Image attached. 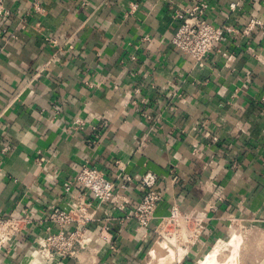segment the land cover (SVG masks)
I'll list each match as a JSON object with an SVG mask.
<instances>
[{"label": "crops", "instance_id": "obj_1", "mask_svg": "<svg viewBox=\"0 0 264 264\" xmlns=\"http://www.w3.org/2000/svg\"><path fill=\"white\" fill-rule=\"evenodd\" d=\"M2 1L0 215L34 221L0 244V264H37L45 211L82 196L116 248L101 240L60 264H163L151 251L166 241L173 264H203L235 235L237 264H264V0ZM199 1L234 29L203 66L172 43L175 12ZM117 160L133 178L126 209L70 184L84 164L116 180ZM147 172L163 199L143 238L131 215ZM174 202L186 214L215 205L195 243L154 238Z\"/></svg>", "mask_w": 264, "mask_h": 264}, {"label": "built area", "instance_id": "obj_2", "mask_svg": "<svg viewBox=\"0 0 264 264\" xmlns=\"http://www.w3.org/2000/svg\"><path fill=\"white\" fill-rule=\"evenodd\" d=\"M33 7L35 10H43L42 0H33ZM207 7L205 2H194L190 6L178 9L174 14L178 27L172 43L184 55L193 57L200 66L204 65L210 52L226 41L227 35L234 31L233 27L226 23L214 24L207 20L205 17ZM236 7V3L231 4V10L234 11ZM9 14L10 11L0 0V15ZM255 24H258V21L252 20L250 23L252 27ZM77 121L79 124L82 123L80 119ZM5 150H8V147ZM116 163L120 168L116 180L97 167L84 164L70 184L85 188L100 205L109 204L113 209H126L129 199L123 192L129 188L133 178L125 172V166L120 161L117 160ZM176 178L173 177V180ZM157 182L158 176L152 172H147L140 178V184L146 187L147 191L133 209L131 217L137 223L138 229L143 230V238L148 236L147 230L156 218L157 207L163 199L161 193L154 189ZM66 189H70V186ZM215 210V205L208 204L198 214H186L181 211L179 204L174 202L171 204L169 214L159 217L154 238L159 241L171 240L177 245L195 243L204 229V221L209 220V213ZM43 220L49 221L50 226L46 229V235L38 237L34 242V256L39 263L60 264L64 259L77 256L80 250L92 247L101 240L106 241L112 249L116 248L109 221L99 230L91 226L96 220L95 210L85 196L66 208L53 205L45 211ZM33 221L34 217L29 211L8 216L0 215V244L20 235Z\"/></svg>", "mask_w": 264, "mask_h": 264}, {"label": "bare ground", "instance_id": "obj_3", "mask_svg": "<svg viewBox=\"0 0 264 264\" xmlns=\"http://www.w3.org/2000/svg\"><path fill=\"white\" fill-rule=\"evenodd\" d=\"M239 236L235 235L233 238H231L232 239L231 241L226 242V243L219 242L217 245L214 246L213 250H211L206 255V257L203 259L202 263L203 264H223L222 262L218 261V254L220 253V251L223 248L225 249L230 245L233 246V250H232L231 257H229L227 260H229V261L231 259H232V261H234V259L236 260L237 249H238V244H239ZM179 247H180V245H179ZM151 255L154 257V259H156V261L157 260H162V261L165 260V261H163L164 262L163 264H173V247L171 244H168L167 241L165 243H163V242L156 243L155 246H153V249L151 251ZM226 262H228V261H226Z\"/></svg>", "mask_w": 264, "mask_h": 264}, {"label": "rangeland", "instance_id": "obj_4", "mask_svg": "<svg viewBox=\"0 0 264 264\" xmlns=\"http://www.w3.org/2000/svg\"><path fill=\"white\" fill-rule=\"evenodd\" d=\"M227 248H230L229 250H224V248L220 251V253L218 254V261H220V262H223L224 264H237L238 263V249H237V257H236V260L234 259V261H232V259L229 261V260H227L229 257H231V255H232V248H231V246H228ZM230 255V256H229ZM223 259H224V261H223ZM228 261V262H226V261ZM36 263L37 264H40L39 262H38V259L36 260Z\"/></svg>", "mask_w": 264, "mask_h": 264}]
</instances>
